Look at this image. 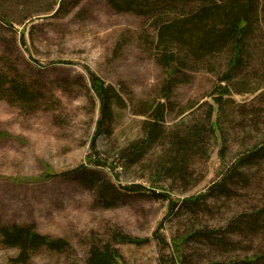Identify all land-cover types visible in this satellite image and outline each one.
Wrapping results in <instances>:
<instances>
[{"label":"rangeland","instance_id":"rangeland-1","mask_svg":"<svg viewBox=\"0 0 264 264\" xmlns=\"http://www.w3.org/2000/svg\"><path fill=\"white\" fill-rule=\"evenodd\" d=\"M74 1L59 13L60 0H0V226L34 225L70 244L40 247L16 264H89L93 242H111L125 264H166L173 239L186 235L177 264H264V0L228 81L230 42L203 54L182 43L173 79L160 63L157 22H180L191 8L138 14L107 0ZM89 71L121 97L112 100L111 124L99 127ZM17 85L28 97L16 94ZM158 102L167 105L164 132L138 163L123 159L121 151L145 136ZM195 127L203 129L204 149H189L184 177L159 183L154 173L173 152L172 135ZM91 160L106 162L95 168L121 190L116 205H101L74 177L24 181L94 167ZM201 194L198 205L182 202ZM116 230L149 241L116 242ZM19 253L0 234V264Z\"/></svg>","mask_w":264,"mask_h":264},{"label":"trees","instance_id":"trees-1","mask_svg":"<svg viewBox=\"0 0 264 264\" xmlns=\"http://www.w3.org/2000/svg\"><path fill=\"white\" fill-rule=\"evenodd\" d=\"M67 0H60L57 12L64 10ZM108 3L118 11H134L142 14L145 11H151L154 8H177L190 9V14L184 15L177 21L157 22L160 23L158 28L159 33V48L163 52L159 58L160 63L168 68L169 79L174 78V61L181 60V52L179 47L182 43L189 46L194 53H205L215 50L228 42L231 43L233 59L231 60V68L233 71L227 73L223 78L228 81L234 70L239 67L240 59L242 58L243 43L253 24V21L258 16L259 0H107ZM79 0H75L73 4H77ZM158 16V15H156ZM191 17V18H190ZM158 18V17H157ZM190 18V19H189ZM159 19V18H158ZM7 23H10L5 19ZM157 21V20H156ZM92 85L98 95L101 103V119L99 127L108 121L113 122L114 112L112 109V100L121 101V97L115 92L113 86L106 85L105 82L95 73L89 71ZM223 80V81H224ZM4 75L0 74V91L3 89ZM16 94L22 98L28 97V88L14 86ZM171 89L164 88V96L169 98ZM224 94L228 92V88H221L219 91ZM219 97H223L222 95ZM217 105L220 107V98H214ZM209 117L212 118L214 107L211 108ZM167 105L165 102H158L155 109L149 113V118L145 120L143 129L145 136L131 142L121 151V157L129 162L138 163L146 156L153 143L158 141L162 132L165 130V116ZM211 130L216 131V127L210 122ZM203 129L189 128L187 132L174 133L172 135L171 145L173 152L165 157L157 165V170L154 173L155 179L160 183L163 178L178 179L184 177V163L186 161L189 149L194 147L203 150ZM95 145V143H94ZM93 145V149L95 146ZM189 151V152H188ZM94 167L81 166L76 169L68 170L62 174L53 172H45L38 177L24 178V181L36 182L39 180H47L52 177L66 176L81 180L84 185L94 191L97 195L98 202L106 207H112L117 204L121 198L122 192L115 184L107 180L101 170L95 168L105 164L100 160H91ZM50 171V170H49ZM135 186H128L127 189L134 190ZM203 199V195L191 196L184 198L182 201L186 206L198 205ZM0 234L3 238V243L8 246L18 247L20 253L15 258L10 260V264L27 263L32 253L40 247L62 251L70 246L69 242L63 238H52L49 235H44L36 230L34 225L12 224L0 226ZM161 244H167L165 238L155 234ZM190 237V236H189ZM112 238L116 242H131L135 244H143L148 242V238L133 237L123 231L116 230L112 234ZM188 236L183 238H174L172 242L174 257L166 264H177L180 262L181 248L183 241ZM89 264H125L123 256L119 249L114 247L111 242L99 243L93 242L89 248Z\"/></svg>","mask_w":264,"mask_h":264}]
</instances>
